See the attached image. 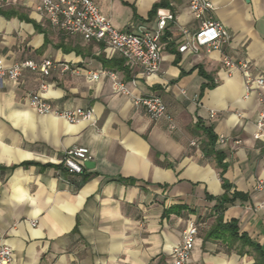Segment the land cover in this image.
I'll return each instance as SVG.
<instances>
[{
    "label": "crops",
    "instance_id": "0c3cea01",
    "mask_svg": "<svg viewBox=\"0 0 264 264\" xmlns=\"http://www.w3.org/2000/svg\"><path fill=\"white\" fill-rule=\"evenodd\" d=\"M92 1L120 31L156 27L160 9L176 16L161 37L159 74L145 77L110 47L63 34L37 0H0L5 67L51 59L79 72L58 68L43 78L26 70L17 83L0 80V244L12 247L13 264H173L190 221L198 226L190 264H264V136L255 138L262 105L258 92L245 98L242 72L223 64V56L246 62L264 79V0H209L230 40L197 54L179 51L181 30L199 27L189 0ZM105 68L132 96L115 93L108 79H87ZM43 81L54 107L91 109L93 119L39 114L30 94ZM141 95L160 96L167 116L152 120L134 104ZM208 132L226 138L214 151L229 196L244 200L218 207L226 192ZM80 148L93 165L73 174L59 161ZM232 222L245 241L219 230Z\"/></svg>",
    "mask_w": 264,
    "mask_h": 264
},
{
    "label": "built area",
    "instance_id": "2783aa9c",
    "mask_svg": "<svg viewBox=\"0 0 264 264\" xmlns=\"http://www.w3.org/2000/svg\"><path fill=\"white\" fill-rule=\"evenodd\" d=\"M37 10L43 14L49 24L68 36H79L87 42L96 41L110 47L117 52L128 65L141 70L145 77L159 74L162 64L161 37L169 22L175 23L176 16L166 10L157 11L156 27L150 28L140 25L134 32L120 31L116 29L107 16H105L92 0H37ZM189 9L199 27L194 34L182 29L181 33L186 40L179 47L181 53L191 51L194 54L202 48L221 51L222 47L229 42L228 29L214 17L215 8L209 0H189ZM223 64L229 70H239L245 79V98H251L258 92L262 110L259 114L256 126L258 132L256 139L264 136V96L261 90L264 88L263 78H254L248 64L237 62L228 56H223ZM60 69L61 73H76L68 63H57L51 59L40 62L26 60L5 67L0 59V80L17 83L24 71L39 73L43 78L51 76L52 72ZM101 78L108 79L117 94L132 96L126 83L112 69L105 68L98 72H89L87 79L98 81ZM48 91L46 82H41L39 89L30 94V104L42 115H51L76 123L80 120L90 121L93 119L91 109L73 108L60 109L54 107L43 98ZM135 106L145 110L152 120H160L167 116V106L158 95H141L133 97ZM214 115V113H213ZM219 144H224L226 138H218ZM89 151L85 148L65 151L59 163L70 173L82 174L85 163L90 161ZM259 190H264L263 182H259ZM264 207V203L262 204ZM36 225V222L33 223ZM198 235V226L195 221L188 222L181 235V242L172 251L173 264H190V259ZM0 240L3 235L0 234ZM14 252L8 244H0V264H13Z\"/></svg>",
    "mask_w": 264,
    "mask_h": 264
},
{
    "label": "trees",
    "instance_id": "16d2710c",
    "mask_svg": "<svg viewBox=\"0 0 264 264\" xmlns=\"http://www.w3.org/2000/svg\"><path fill=\"white\" fill-rule=\"evenodd\" d=\"M160 6H156L155 7V10L157 8H159ZM208 138H209V152L210 153H214L216 156H217V159L219 161V165H220V168L222 169V172H221V177H222V182H223V188L225 190V194L220 197L218 199V207H223L225 204H231L233 203L236 199H241V200H244L245 199V196L239 192H233L230 196H229V193L232 189V186L227 182V180L224 178V171H225V167L222 165V155L221 154H218L214 151V145L215 143L217 142L218 140V137L215 136L213 133H210L208 132ZM217 207V208H218ZM219 230H221V232L223 233H230L231 234V237H233L234 239L236 240H239V239H243V236L241 237H238V232H237V226L234 222L230 223V224H219ZM245 241V240H244Z\"/></svg>",
    "mask_w": 264,
    "mask_h": 264
},
{
    "label": "water",
    "instance_id": "95a60500",
    "mask_svg": "<svg viewBox=\"0 0 264 264\" xmlns=\"http://www.w3.org/2000/svg\"><path fill=\"white\" fill-rule=\"evenodd\" d=\"M85 165H86L87 167H90V166H92V165H93V163H92V162H90V161H88V162H86V163H85Z\"/></svg>",
    "mask_w": 264,
    "mask_h": 264
}]
</instances>
